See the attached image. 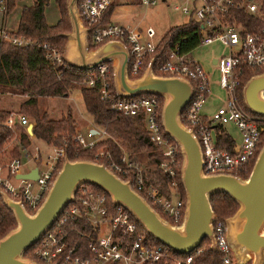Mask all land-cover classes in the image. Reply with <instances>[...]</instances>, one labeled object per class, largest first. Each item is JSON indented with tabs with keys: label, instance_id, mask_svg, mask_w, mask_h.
<instances>
[{
	"label": "built area",
	"instance_id": "2783aa9c",
	"mask_svg": "<svg viewBox=\"0 0 264 264\" xmlns=\"http://www.w3.org/2000/svg\"><path fill=\"white\" fill-rule=\"evenodd\" d=\"M118 1L120 0H78V4L75 3L76 20L84 30L86 52H94L104 44L114 42L125 48L126 79L133 81L142 75V61L153 53L158 39H155V32L151 27L139 29L136 26L112 24L109 20L103 23L107 9L112 6L113 11ZM174 1L179 3L173 9L184 17L183 24L192 20L198 25V30L192 33V36L198 39L196 47L218 44L225 49L224 54L214 60L218 88L224 96L223 103L209 118L201 117V108L209 94V82L201 65L191 55L192 50L184 52L180 46H174L166 53L158 68V75L152 71L151 73L156 77L176 78L190 84V100L182 110L181 118L186 125L183 127L198 144L201 173L230 174L239 178L235 172L250 163L252 166L264 143V118L249 113L237 98L239 77L243 70H261L264 73V25L252 33L245 34L240 26L228 22V19L233 12L255 15L260 0ZM154 4L155 0H138V6L144 8ZM0 13L3 17L7 15V0H0ZM2 43L16 48L40 49L44 59L52 65L63 62L62 53L59 54L54 47L46 43L37 44L16 35L15 31L6 30L3 24L0 27V46ZM181 43H186V40ZM149 62L152 66V59L146 66ZM107 63H110L112 70V61L101 63L92 70L91 77L84 83L87 88L98 85L100 100L107 98L109 86L112 87V82L110 84L106 78L109 74ZM112 91L116 97V101L110 104L113 113L123 117H143L147 140L162 157L157 168L167 177L168 196L162 195L153 185L144 183L140 169L125 157H120L119 162H115L107 156L101 165L122 181H127L130 188L141 196L165 223L171 227H180L184 215V196L182 199L178 189L181 164L178 160L179 147L166 136L161 126L162 101L159 104L158 100L161 97L149 95L125 99L118 97L113 87ZM207 124L231 125L239 134V142L234 144L229 152L218 149ZM27 125L25 117L13 112L8 114L3 123L8 130H13L14 126L25 129ZM27 137L32 138L28 135ZM105 137L103 131L98 132L94 127H87L84 136L77 133L73 140L81 149L92 150L97 142ZM97 156L102 157V151L99 150ZM63 157L65 156L62 148L51 147L47 153H43L37 146L30 150L21 148L20 157L12 158L4 166L0 165V191L11 201L17 202L26 214L32 215L45 198ZM29 164L31 166L26 168ZM33 169L34 178L21 176ZM71 202L62 209L39 239L27 248L26 259L36 264H191L193 255L190 252L177 256L173 250L161 243L148 244L137 231L127 209L113 204L111 200L109 205L103 195L88 192L77 203ZM210 227L212 246L209 242V248L217 250L220 264H243L237 261L228 242L225 219L216 220L213 215ZM72 232L76 233L78 238H84V241L75 240L70 243L69 234ZM192 251L196 254L200 249L197 247Z\"/></svg>",
	"mask_w": 264,
	"mask_h": 264
},
{
	"label": "water",
	"instance_id": "95a60500",
	"mask_svg": "<svg viewBox=\"0 0 264 264\" xmlns=\"http://www.w3.org/2000/svg\"><path fill=\"white\" fill-rule=\"evenodd\" d=\"M75 3L76 0H66L71 34L66 36L69 42L62 52V60L82 71L112 61V87L118 97L154 95L162 98L161 126L166 136L179 147L181 157L179 180L184 193L183 220L180 227L169 226L127 181H122L101 164L63 157L45 198L32 215L26 214L17 202L0 191L4 205L15 220L14 228L0 237V264H36L21 258L22 252L50 227L82 183L101 189L113 204L127 209L149 235L179 254L191 252L203 238L212 246L210 222L213 213L208 197L224 192L238 204L235 212L225 218L226 237L237 261L244 263L250 258V264H261L264 258V143L246 179L230 174L203 175L198 144L179 122V115L190 100V84L176 78L153 76L151 62L140 78L128 81L127 52L120 43H107L87 53L84 30L76 20ZM240 95L249 113L264 118V73L250 77L243 84ZM31 128V124L25 127L28 136H31ZM21 176L34 178L35 169Z\"/></svg>",
	"mask_w": 264,
	"mask_h": 264
},
{
	"label": "trees",
	"instance_id": "16d2710c",
	"mask_svg": "<svg viewBox=\"0 0 264 264\" xmlns=\"http://www.w3.org/2000/svg\"><path fill=\"white\" fill-rule=\"evenodd\" d=\"M49 0H31L29 7H22L16 22L15 34L23 36L37 44H48L61 54L66 43V32L69 30L68 17L65 11L64 0H54L58 11V21L55 25L46 24L43 10ZM7 12L14 7V0H8ZM78 4V0L76 5ZM131 5H138V0H130ZM112 6L107 9L103 17V23L110 19ZM228 22H234L240 26L245 34L252 33L264 25V0H260L258 12L255 15H248L242 12H233L229 16ZM198 30V25L192 20L168 29L157 41L152 54L143 59L141 69L144 70L146 64L152 59L151 71L158 75V68L164 60L166 53L174 46H180L182 51L187 52L196 48L197 37L192 33ZM186 40L182 44L181 41ZM88 48L91 47L88 44ZM107 81L111 84V66ZM92 70L82 71L72 68L64 62L59 65H52L44 59L43 51L37 48H16L8 43L0 46V95L23 97L18 105L17 112L26 118L31 124V139L27 137L25 129L14 126L13 130H8L3 123L10 112L0 110V161L5 163L12 158L20 157V149L30 150L31 143L41 146L62 148L64 156L69 160H88L96 163H104L107 156L115 162H119L120 157H125L127 161L140 169L144 183L156 187L165 197L168 196L167 177L157 168V164L162 157L159 151L155 150L147 140L144 128V121L141 115L135 117H123L110 110V104L116 101L112 87L109 86L108 95L105 100H100L98 95V85L87 88L84 83L91 77ZM261 70H243L239 77L240 85L237 89V98L243 106L240 93L243 84L252 75L261 74ZM78 90L83 111L88 116V123L106 134V137L95 145L92 150L81 149L73 140L77 134L75 121L69 111V106L65 108V113L53 119L40 112L38 100L56 99L65 100L71 92ZM149 96V95H140ZM136 97V98H138ZM159 104L162 99L158 98ZM244 108V107H243ZM72 109V108H71ZM245 109V108H244ZM246 110V109H245ZM179 122L186 126L182 121ZM207 128L213 132L215 146L229 152L234 145L229 136L221 126L207 124ZM263 135V134H262ZM263 137V136H262ZM12 141V142H10ZM8 143L9 147L5 148ZM102 151L103 156L98 157V151ZM181 161V157L178 156ZM251 168V163L244 169L235 172L237 176L246 178ZM178 179V178H177ZM178 189L183 199L184 193L180 182ZM103 195L110 205V198L101 189L90 183L80 184L74 194L71 204H75L85 193ZM209 205L216 220H223L231 216L238 207V204L224 192H215L208 197ZM137 231L143 236L148 244H159L156 239L149 235L140 224L131 216ZM15 226V220L8 207H6L0 197V237ZM84 229V227H81ZM70 243L75 240L83 242L84 238L72 232L69 234ZM200 251L193 255L191 264H220L219 253L215 249L209 248V241L203 238L198 246ZM27 250L22 252L25 256ZM177 256H182L178 253ZM243 264H250L249 261ZM264 264V261L263 263Z\"/></svg>",
	"mask_w": 264,
	"mask_h": 264
},
{
	"label": "rangeland",
	"instance_id": "374dc122",
	"mask_svg": "<svg viewBox=\"0 0 264 264\" xmlns=\"http://www.w3.org/2000/svg\"><path fill=\"white\" fill-rule=\"evenodd\" d=\"M8 1V0H7ZM31 5V0H14V7L11 11L7 12V15L3 17L0 13V26L4 24V28L8 31H13L16 26V22L19 17V13L22 7H29ZM179 3H176L174 0H166V2H161L160 0H155V4L151 7H141L138 5L129 4V0H120L113 7V11L110 14L109 22L116 25H124L128 24L131 27H138L139 29H144L146 27H151L155 32V39H159L168 29L181 25L184 23V17L177 10H174L173 7H177ZM8 6V2H7ZM64 6L66 11V0H64ZM8 10V9H7ZM67 14V11H66ZM43 16L46 24L55 25L58 21V11L54 0H49L47 6L43 10ZM68 17V15H67ZM69 23V18H68ZM71 34V28L69 23V30L66 32V35ZM69 40L66 37V43L64 44L63 50ZM63 52V51H62ZM225 52V49L218 45L212 44L209 47H205L196 52V60L202 67L204 73L207 74L208 82H209V94L206 99L205 104V116L210 117L213 110L220 106L223 103V93L218 88V74L213 65H208V60L212 57L214 59H218ZM89 53V52H87ZM258 75V74H257ZM256 76V75H252ZM241 99V95L239 96ZM23 97L20 96H10L8 94L0 95V110L13 112L18 114L17 108L21 101H23ZM242 102V100H241ZM69 106V111L75 121V127L77 133L84 136L85 127H92L88 123V116L83 111L79 91L75 90L71 92V94L65 100H38V109L42 113H46L50 118L56 119L60 115L64 114L65 108ZM72 108V109H71ZM203 108V107H202ZM253 115V114H252ZM29 125V124H28ZM264 128V127H263ZM228 131V127L225 128ZM98 132L100 130L96 129ZM262 141L264 142V129L262 133ZM97 138V137H95ZM238 137L235 138V142L238 143ZM12 142V141H10ZM8 143L3 147L2 150L9 147ZM33 146H41L31 143L30 148ZM40 148V147H39ZM51 147H42L43 153H47ZM5 163H1L0 165L4 166ZM31 164L27 165L26 168H29ZM239 179H246L244 177L239 176ZM238 208V207H237ZM211 249V248H210ZM21 258L26 259L28 255L26 253L25 256L21 255ZM28 260V259H27ZM250 258L247 261L250 263ZM264 261V258H263ZM261 262V264L263 263ZM245 263V262H244Z\"/></svg>",
	"mask_w": 264,
	"mask_h": 264
},
{
	"label": "crops",
	"instance_id": "0c3cea01",
	"mask_svg": "<svg viewBox=\"0 0 264 264\" xmlns=\"http://www.w3.org/2000/svg\"><path fill=\"white\" fill-rule=\"evenodd\" d=\"M124 25H128V24H124ZM1 26H2V24H1ZM0 26V27H1ZM3 26H4V24H3ZM129 26V25H128ZM16 27V26H15ZM131 27V26H130ZM13 31H15V28L13 29ZM212 45V44H211ZM210 46V45H209ZM209 46H204V47H196V48H194V49H192V51H191V55L193 56V58L195 59L196 58V56H195V54H196V52L197 51H199V50H201V49H203V48H205V47H209ZM214 58H210L209 60H208V65L209 66H211V65H213L212 64V62H214ZM199 63V62H198ZM214 66V65H213ZM215 67V66H214ZM207 98H208V96H207ZM54 100H56V99H54ZM206 102L207 101H205V103H204V105L202 106L203 108H201V111H200V115H201V117L202 118H208V117H206L205 116V104H206ZM222 105V104H221ZM220 105V106H221ZM220 106H217L214 110H213V112L218 108V107H220ZM212 112V113H213ZM213 126V125H212ZM222 127V129L224 130V132L229 136V138L232 140V142H233V144H236V142H235V138L236 137H238V140H239V134H238V132L231 126V125H229V124H226V125H223V126H221ZM226 127H228L229 129H228V131L225 129ZM87 127H85L84 128V131H85V129H86ZM212 132V131H211ZM79 133V132H78ZM212 134H213V132H212ZM239 142V141H238ZM37 145V144H36ZM40 150H42V147H44V146H37ZM45 149H47V148H45ZM42 151H45V150H42Z\"/></svg>",
	"mask_w": 264,
	"mask_h": 264
}]
</instances>
